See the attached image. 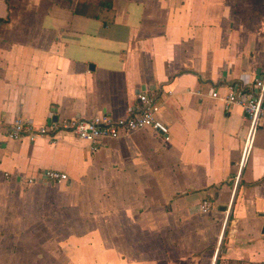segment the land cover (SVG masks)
I'll list each match as a JSON object with an SVG mask.
<instances>
[{
	"label": "crops",
	"instance_id": "obj_1",
	"mask_svg": "<svg viewBox=\"0 0 264 264\" xmlns=\"http://www.w3.org/2000/svg\"><path fill=\"white\" fill-rule=\"evenodd\" d=\"M263 72L264 0H0V264H264V120L243 154L241 107L210 97ZM142 91L168 140L4 135ZM43 170L67 181L25 183Z\"/></svg>",
	"mask_w": 264,
	"mask_h": 264
},
{
	"label": "built area",
	"instance_id": "obj_2",
	"mask_svg": "<svg viewBox=\"0 0 264 264\" xmlns=\"http://www.w3.org/2000/svg\"><path fill=\"white\" fill-rule=\"evenodd\" d=\"M210 97L220 101L225 110L232 106L241 107L249 122L248 140L243 152L245 154L254 129L264 120V72L250 83L228 85L223 95L214 91ZM136 99V106L125 117L119 119H112L109 116L90 119L50 118L40 126L16 119L9 124L4 135L8 141L33 143L38 138L53 140L57 134L67 133L87 142L92 150L100 146L103 140H117L125 134L145 129L160 133L168 140V127L158 119L161 108L159 91H142L137 94ZM66 181L67 175L64 173L55 170H43L35 178L27 179L25 183L27 185L36 183L58 184ZM211 209L212 203L208 199L201 202L200 212L202 214H207Z\"/></svg>",
	"mask_w": 264,
	"mask_h": 264
},
{
	"label": "water",
	"instance_id": "obj_3",
	"mask_svg": "<svg viewBox=\"0 0 264 264\" xmlns=\"http://www.w3.org/2000/svg\"><path fill=\"white\" fill-rule=\"evenodd\" d=\"M262 234H264V224H263V228H262Z\"/></svg>",
	"mask_w": 264,
	"mask_h": 264
},
{
	"label": "trees",
	"instance_id": "obj_4",
	"mask_svg": "<svg viewBox=\"0 0 264 264\" xmlns=\"http://www.w3.org/2000/svg\"><path fill=\"white\" fill-rule=\"evenodd\" d=\"M108 3H109V5H108V6H110V2H108ZM108 3H107V4H108Z\"/></svg>",
	"mask_w": 264,
	"mask_h": 264
}]
</instances>
